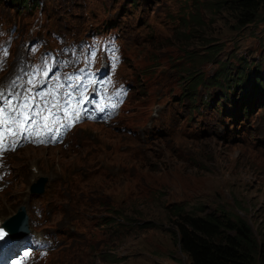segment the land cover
Here are the masks:
<instances>
[{"label": "rangeland", "instance_id": "374dc122", "mask_svg": "<svg viewBox=\"0 0 264 264\" xmlns=\"http://www.w3.org/2000/svg\"><path fill=\"white\" fill-rule=\"evenodd\" d=\"M22 5L0 0L1 26L14 36L3 79L29 41L55 47V35L73 42L111 32L125 59L117 77L131 87L111 125L84 124L63 146L8 157L12 174L0 191V220L24 207L30 232L57 241L39 264H190L176 244L171 208L180 204L241 216L264 244V102L246 120L237 115L258 100L252 82L264 71V6L250 23L231 0ZM245 66L249 81L229 95L235 104L221 107L224 91L212 83L227 71L235 78ZM197 73L204 83L192 101L184 95ZM41 177L45 192L32 194Z\"/></svg>", "mask_w": 264, "mask_h": 264}, {"label": "trees", "instance_id": "16d2710c", "mask_svg": "<svg viewBox=\"0 0 264 264\" xmlns=\"http://www.w3.org/2000/svg\"><path fill=\"white\" fill-rule=\"evenodd\" d=\"M23 3L22 8L30 7L32 0H14ZM240 4L243 14L249 17L250 23L254 22L264 0H231ZM223 70H228V66L222 65ZM238 72L235 78L229 76L227 71L225 76L212 83L213 86L222 89L223 95L221 107H225V102L235 104L236 101L229 95L235 96L241 86L249 81L248 73L245 69ZM252 84L254 85L258 100L240 107L238 117H248L252 112L255 103L262 105L264 102V71H258ZM192 82L187 94L184 96L196 100L198 86L203 84L199 73L190 78ZM264 117V112L262 114ZM172 216L177 225L178 247L182 254L186 255L190 264H264V244H260L247 220L235 215L230 211L220 210L206 212L204 209H188L185 205H175L171 208Z\"/></svg>", "mask_w": 264, "mask_h": 264}, {"label": "snow or ice", "instance_id": "6c2138e0", "mask_svg": "<svg viewBox=\"0 0 264 264\" xmlns=\"http://www.w3.org/2000/svg\"><path fill=\"white\" fill-rule=\"evenodd\" d=\"M5 55H7L6 52ZM113 59L115 61L116 57L114 56ZM45 75H47L46 72ZM28 83L33 84L34 81L29 79ZM28 92L29 95L21 96L15 103L11 98H6L3 92H0V100L4 101L6 105L0 106V154L6 151H15L18 147L17 138H36L38 143L56 142L62 139L64 132L83 118L80 110L72 105L71 94L66 99L65 106L53 103L51 107L41 108L39 103H34L37 98L30 95L31 89ZM123 94V92H117L116 96L121 97ZM40 99H44L43 94H40ZM110 107L114 109L116 104L112 103ZM53 108L58 111L53 112ZM103 110V106H101V111ZM64 119L68 120L67 124L63 122ZM37 127L46 130V135L51 134V139L42 137ZM6 139H10L11 142L5 143ZM6 236L7 233L0 229V240L5 239Z\"/></svg>", "mask_w": 264, "mask_h": 264}, {"label": "water", "instance_id": "95a60500", "mask_svg": "<svg viewBox=\"0 0 264 264\" xmlns=\"http://www.w3.org/2000/svg\"><path fill=\"white\" fill-rule=\"evenodd\" d=\"M46 182L47 179L45 177L39 178L37 183L32 186L31 193L42 195L45 192ZM2 226L11 233L12 237H19L20 234L23 236L29 234V218L25 208L22 207L14 217L4 222Z\"/></svg>", "mask_w": 264, "mask_h": 264}, {"label": "bare ground", "instance_id": "6f19581e", "mask_svg": "<svg viewBox=\"0 0 264 264\" xmlns=\"http://www.w3.org/2000/svg\"><path fill=\"white\" fill-rule=\"evenodd\" d=\"M249 118V117H248ZM78 132V131H77ZM80 133V132H79ZM82 134V133H81ZM77 136V135H76ZM81 138V137H80ZM81 140V139H80ZM33 148V147H32ZM31 151V150H30ZM28 152V151H27ZM32 152V151H31ZM30 153V152H29ZM23 154V153H22ZM39 162H40V159L39 158H37V157H35L33 160H32V164L34 165V166H37L38 164H39ZM19 163V162H18ZM19 167V166H18ZM28 170V169H27ZM26 172V171H25ZM17 173H18V171H17ZM20 175V174H19ZM5 220V217L4 218H2L1 220H0V222L1 221H4Z\"/></svg>", "mask_w": 264, "mask_h": 264}]
</instances>
